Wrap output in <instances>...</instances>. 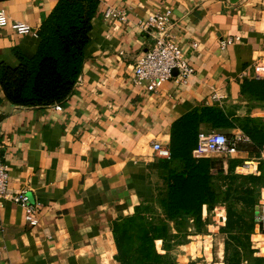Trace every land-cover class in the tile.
I'll use <instances>...</instances> for the list:
<instances>
[{
  "label": "crops",
  "instance_id": "obj_1",
  "mask_svg": "<svg viewBox=\"0 0 264 264\" xmlns=\"http://www.w3.org/2000/svg\"><path fill=\"white\" fill-rule=\"evenodd\" d=\"M56 1L0 0L8 21L26 23L34 32L16 34L8 25L0 26V64L15 66L14 50L27 58L35 54L36 31ZM107 5L122 10L124 20H104ZM165 8L171 11L168 35L193 73L184 83L167 80L147 91L131 80L135 58L151 42L139 22ZM87 37L80 72L58 110L56 103L13 105L0 88V157L7 166V190L24 189L36 204L38 218L30 226L20 206L1 202L0 264H121L117 254L123 220L145 204L162 217L158 200L164 171L151 142L168 144L171 123L200 105L218 106L232 119L264 118V102L241 94L239 88L242 79L253 78L250 63H264V0H97ZM234 37L221 45V40ZM198 130L241 133L237 127L213 129L206 123ZM218 158L223 159V172L233 160L232 173L264 178V146ZM257 201L264 203V186ZM210 211L218 216L216 225L204 223L202 206L201 229L195 231L191 219L181 229L205 237L210 259L185 263L224 264L225 236L218 230L225 209L218 203ZM165 224L168 234L178 230L173 221ZM249 247L252 255L264 256V232L254 223Z\"/></svg>",
  "mask_w": 264,
  "mask_h": 264
},
{
  "label": "trees",
  "instance_id": "obj_2",
  "mask_svg": "<svg viewBox=\"0 0 264 264\" xmlns=\"http://www.w3.org/2000/svg\"><path fill=\"white\" fill-rule=\"evenodd\" d=\"M96 5L97 0L56 1L36 31L39 42L35 54L27 58L14 50L18 63L13 67L0 64V88L8 102L39 107L59 103L69 95L84 59L89 20ZM239 88L241 94L264 102V79H242ZM200 123L213 129L237 127L248 139L238 142L237 150H261L264 146V118L232 119L228 112L213 105L194 107L176 118L169 129V159L159 160L165 183L158 200L162 217H155L154 208L145 204L123 220L117 254L121 264H172L166 254L157 253L154 245L155 240L163 238L164 243L168 237L165 220L177 227V221L191 219L194 230L199 231L202 206L210 211L218 203L225 209L218 230L225 236L224 264H264V256L252 255L249 247L254 206L264 178L232 173L233 160L227 161L223 172L222 158L192 156ZM225 135L229 139L233 136ZM171 162L180 167L168 168ZM189 245L185 248L192 254Z\"/></svg>",
  "mask_w": 264,
  "mask_h": 264
},
{
  "label": "built area",
  "instance_id": "obj_3",
  "mask_svg": "<svg viewBox=\"0 0 264 264\" xmlns=\"http://www.w3.org/2000/svg\"><path fill=\"white\" fill-rule=\"evenodd\" d=\"M171 11L168 8L156 9L139 22L141 28L150 36L151 42L146 49L141 52L134 60L131 66V80L135 84H143L147 91H155L163 82L172 80L174 82L184 83L193 73V68L188 65L183 58L180 49L168 35ZM102 18L107 21L120 22L124 20L123 11L107 5L102 10ZM8 25L16 34H27L34 32L30 26L21 21H8L3 10L0 9V26ZM227 38L220 41L221 45L231 43L236 40ZM191 46H195L192 43ZM252 77L264 79V63L260 60H253L250 63ZM212 99L216 100L215 94ZM53 107L58 110V103ZM238 142H248L246 136L242 133L227 138L222 132L198 131L196 143L192 149L194 157H203L207 155H234L237 152L236 144ZM150 150L157 159H169L168 144L158 141H152ZM3 200H9L20 206L23 211V220L30 226H35L38 218L36 213V204L31 202L24 189L14 193L7 190V166L0 157V206ZM253 223L257 229L264 232V203H257L254 206Z\"/></svg>",
  "mask_w": 264,
  "mask_h": 264
},
{
  "label": "rangeland",
  "instance_id": "obj_4",
  "mask_svg": "<svg viewBox=\"0 0 264 264\" xmlns=\"http://www.w3.org/2000/svg\"><path fill=\"white\" fill-rule=\"evenodd\" d=\"M218 156L220 155L217 156L215 155L213 158H218ZM208 215H209V219L207 220ZM206 216L207 217L205 218L204 223H208L211 225L217 224L218 216L215 217V215H213L211 211H207V210H206ZM186 226H188V223L186 221H177L178 230L176 231V233L173 232L171 234H168V237L165 238L164 243H163V238L157 239L155 244L156 245L155 249L157 253L160 255L166 254L171 260L172 264H189V263H185L184 261H209L210 258L208 257V253L207 251L205 252V241L203 239L205 237L203 236H200L199 238L193 237L192 235L196 233H194L192 229H190V231L183 230L181 232V229L185 228ZM208 229L210 231L213 230L215 231L214 227H209ZM200 234H204V232ZM206 234L208 233L206 232ZM213 234H216V232ZM186 235H188V237H186ZM210 238L214 239V235H212V237ZM197 242L199 243L198 247H197L198 245ZM162 244L167 245L166 248L163 247ZM187 245H189L188 249L192 252V254H189L187 249L185 248ZM202 251L204 252V254Z\"/></svg>",
  "mask_w": 264,
  "mask_h": 264
}]
</instances>
